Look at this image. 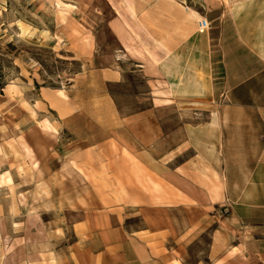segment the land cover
<instances>
[{
  "label": "crops",
  "instance_id": "1",
  "mask_svg": "<svg viewBox=\"0 0 264 264\" xmlns=\"http://www.w3.org/2000/svg\"><path fill=\"white\" fill-rule=\"evenodd\" d=\"M164 6L149 27L137 19L140 56L125 54L148 109H116L123 62L33 101L55 113L59 171L85 188L49 264H264V3H220L203 33L180 3ZM166 109L180 113L174 130L158 126Z\"/></svg>",
  "mask_w": 264,
  "mask_h": 264
},
{
  "label": "rangeland",
  "instance_id": "2",
  "mask_svg": "<svg viewBox=\"0 0 264 264\" xmlns=\"http://www.w3.org/2000/svg\"><path fill=\"white\" fill-rule=\"evenodd\" d=\"M166 2L180 3L199 21L218 13L220 3L264 0H0V264L53 262L46 258L60 244L54 235L63 240L57 232L74 220L66 208H73L72 195L85 190L68 185L82 175L61 173L51 155L55 113L33 101L44 91L63 97L80 74L123 62L125 83L108 87L116 109L122 115L148 109L150 103L140 97L146 93L144 79L129 72L131 57L125 54L140 56L131 48L135 31L142 29L137 19L143 16L148 26L156 17L151 8L165 11ZM123 27L124 47L117 36ZM155 114L164 131L180 125L174 109ZM209 241L208 235L202 239L204 246ZM237 254L243 258V252Z\"/></svg>",
  "mask_w": 264,
  "mask_h": 264
},
{
  "label": "built area",
  "instance_id": "3",
  "mask_svg": "<svg viewBox=\"0 0 264 264\" xmlns=\"http://www.w3.org/2000/svg\"><path fill=\"white\" fill-rule=\"evenodd\" d=\"M210 26V23L206 19H201L197 22V31L199 33L205 32Z\"/></svg>",
  "mask_w": 264,
  "mask_h": 264
}]
</instances>
